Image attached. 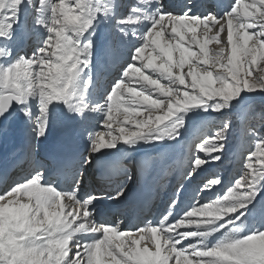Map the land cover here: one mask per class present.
I'll return each instance as SVG.
<instances>
[{
    "label": "snow or ice",
    "instance_id": "obj_1",
    "mask_svg": "<svg viewBox=\"0 0 264 264\" xmlns=\"http://www.w3.org/2000/svg\"><path fill=\"white\" fill-rule=\"evenodd\" d=\"M100 19L110 22L115 73L103 82L92 72ZM21 39L30 55L13 49ZM256 95H264V0H0V117L23 114L33 142L56 116L87 133V155L52 169L34 161L24 176L3 180L0 264H264V216L249 209L264 191V133L246 119L243 171L226 186L212 173L183 205L180 182L159 219L126 228L98 213V201L125 200L133 176L125 170L126 181L97 195L82 190L80 171L138 144H187L181 175L191 183L225 157L232 117ZM212 114L220 117L215 131ZM161 155L145 151L137 167L143 172ZM220 186L222 195L199 202Z\"/></svg>",
    "mask_w": 264,
    "mask_h": 264
},
{
    "label": "bare ground",
    "instance_id": "obj_2",
    "mask_svg": "<svg viewBox=\"0 0 264 264\" xmlns=\"http://www.w3.org/2000/svg\"><path fill=\"white\" fill-rule=\"evenodd\" d=\"M182 0H173V4L181 5ZM193 3L199 5L201 3H206V1L201 0L200 2L196 0ZM210 1V0H209ZM227 2V0H213L212 3L216 4H222ZM166 6H174L171 4H165ZM171 10V8H170ZM96 31L93 37H97L96 39H93V48L98 51V55H96L95 60H92V72L93 74H98L99 72H102L99 76V79L103 82L107 79H110L114 75V67H108L109 64H106V60L109 58V52L106 51V49L102 52L100 49L96 46H100L101 50L102 48H106V45L111 40L109 32L111 30L110 22L104 19H100L96 22ZM95 27V28H96ZM100 32H103V35H100ZM111 34V33H110ZM92 37V38H93ZM27 45V42H26ZM98 48V49H97ZM14 50H20V54L23 55L24 52L22 49L18 46V43H16L13 47ZM25 52L28 53L30 51V47H25ZM126 51V50H125ZM25 53V54H26ZM107 65V66H105ZM102 69L100 70V68ZM189 115H194L190 113ZM57 117V116H56ZM5 120L2 125H0V162L4 160V154L6 155L8 150L17 144L14 142L15 136H18L19 138H23L28 142L30 145L29 148L36 146L38 148H41L45 144H49L50 147H56L59 148L60 145L55 139V136L58 133V127H54L55 123L53 125H49L45 137H42L39 141L33 142L31 141V138L29 136V129L28 126L25 123L23 114H17L14 115V117H3ZM2 118V119H3ZM16 118V121H15ZM197 119L199 117H196ZM58 121V120H57ZM99 127L95 129V131H100L101 128L98 130ZM103 131H107L106 128L103 129ZM191 131V130H190ZM187 137V136H186ZM74 140L77 141V144L75 146V149H77L81 144L86 143L87 146V133H84L82 136L76 135L74 137ZM73 146V142H68L65 144V148L69 149ZM160 149H153L151 145H137L136 151H130V153L126 156L120 157L119 159L117 157H112L113 163H118L119 167L123 169L122 176H119L118 179L115 181L109 182H100L96 183L93 179L90 178L91 170H89L91 167L84 168V175H83V191H92L95 190L97 195H108L111 192V189L115 187L116 184L120 183L121 181H126V175L125 170H127V174L129 173L130 176H133V180L129 182V192L126 196L124 201L121 202H114L112 200H101L97 202V211L98 213H101L105 216H108L109 218H112L115 213H119L123 210V214L125 213L129 214L131 217L132 214L134 215H141L143 214L144 217L148 216L147 211L152 207V204L154 202V199L152 198L150 201V204L148 207L142 208V204L145 201L147 197H150L152 194L155 195V198L158 194L161 193V190L165 187V182L167 179V176L169 175V171L173 169L174 166V175L172 178L168 181V188L165 192L162 194V200L159 201L160 204L158 208L161 206L162 202L163 205H165L170 196L173 194L174 189L171 188V195L166 196L167 191L170 190L171 182L173 179L175 181L179 182V180L182 178V172L184 163L182 162V147L186 149V144L184 146L180 145H173V147L169 148L168 144L162 143ZM20 148H17L11 155H14L17 151H19ZM148 151L151 154L155 155L156 153H162L160 158H158V161L155 164V159L150 161L148 164H151V167H148V164L144 168L143 172L140 171V169L137 167V164L139 161H141L144 157V152ZM28 152V151H27ZM132 153H135L139 157L140 160L138 162L133 161V170H129L126 166L128 165L129 157ZM132 157V156H131ZM135 157V158H136ZM181 158V160L178 163V160ZM30 157L24 161H19V163L13 162H4L2 163V167H6L4 169V172L2 175H0V187L3 186L2 182L4 179H18L22 176H24L31 168L33 162H31ZM187 162V161H186ZM130 167V166H129ZM24 171V173H23ZM82 171V170H81ZM176 175L175 178H173ZM90 183V184H88ZM88 184V185H86ZM194 189V186L192 188H186L178 197V203L180 205H183L185 201L188 200L189 197L192 196V191ZM158 200V199H157ZM162 209V208H161ZM165 210V209H164ZM164 210H160L156 215L151 214V217L148 219H159L160 216L163 214ZM123 216V215H122ZM130 217H125L123 220L125 221V227H131L132 222H128V219ZM120 217L119 219H121ZM129 223V224H127Z\"/></svg>",
    "mask_w": 264,
    "mask_h": 264
},
{
    "label": "rangeland",
    "instance_id": "obj_3",
    "mask_svg": "<svg viewBox=\"0 0 264 264\" xmlns=\"http://www.w3.org/2000/svg\"><path fill=\"white\" fill-rule=\"evenodd\" d=\"M198 2H200L201 0H196ZM207 2H212L213 0H204ZM194 1L192 0H182L181 1V5L184 3H193ZM175 6H178L177 4ZM96 27V25H95ZM97 27L94 28V31H96ZM111 30L109 32V35L111 37ZM103 32H100V35H103ZM225 34H222V39L224 38ZM97 37H93V39H96ZM111 39V38H110ZM18 42V41H17ZM16 42V43H17ZM15 43V44H16ZM14 44V45H15ZM14 45L12 47H14ZM100 49V51H104L107 48H102L100 46H96ZM210 48H216L217 45L215 44V42L211 43L209 45ZM97 48V49H98ZM98 51L93 48V56H92V60L97 59L96 55H98ZM149 50L146 49L145 51V55L147 54ZM31 53V48L30 51L27 53L30 55ZM24 55V54H23ZM264 112V95H256L255 97L252 98V104L249 110L243 112V113H238L236 115H233L232 119H233V129L232 132L229 136V141H228V146H227V152L225 157L217 164H212L209 165L208 168L204 169V171L200 172V174L198 176H196L195 180L191 181V183H189L187 181V178L184 177L183 180L182 178L179 180V182L172 181L171 182V188L174 189L173 194L175 193V188L178 186V184L180 182H182L183 184H185V188L182 189V191H184L186 188H192L194 186V188L197 187V185L200 184L201 180L204 178H210L212 173H217L221 176L222 180L225 182V186L227 185V182L235 175H237L238 173L243 171L242 168V164H241V153H243L244 155L247 154L246 149L249 146L250 143V138L246 135V133L242 130V128L239 126V122L241 118H244L247 120L248 124L253 125L257 131L264 133V120L260 119L259 114ZM145 115H147L145 113ZM14 117V116H13ZM124 117V113L122 111L120 112H114V118L116 120H123ZM0 117V125L3 124L4 122V118ZM142 118V117H137ZM220 119V117H218L216 114H212L211 117H209V124H208V128L211 131H215V122L218 121ZM16 121V118H15ZM55 123L56 126V117H54V119L52 120V122L50 123L51 125H53ZM54 126V127H55ZM115 127V125H114ZM101 128L100 131H103V127H99L98 130ZM191 138V131L190 134L186 137V140L190 141ZM182 162L184 163V165H186V161H187V156H188V148H187V144H186V149L182 147ZM85 155H87V151L84 153ZM132 156V157H131ZM137 155L135 153H132L129 157V162L128 165L126 166L129 170H133V161L138 162L140 160L139 157H136ZM136 157V158H135ZM158 161V159H155V164ZM130 166V167H129ZM151 164H148V167H151ZM84 167L80 168V171L83 170ZM173 169H171L168 173L169 175L167 176L166 179V184L165 187L161 190V193L158 194V196L156 197V199H154V206L152 208V211L150 209V213L156 215L159 210H164L166 208V204L163 205V202L161 204V206L158 208L160 202L162 200V194L163 192L166 191V189L168 188V181L172 178V176L174 175V166L172 167ZM184 170V167H183ZM82 172V171H81ZM129 175V174H128ZM174 178V177H173ZM127 179V176H126ZM173 184V186H172ZM223 187L224 186H220L217 187L215 192H211V193H201V196L204 197V199H201L199 202L200 203H204L207 202L208 199H215L216 198V193L219 192L221 195L223 194ZM172 194V195H173ZM169 195H171V192L169 193ZM171 195V196H172ZM170 196V197H171ZM179 197V196H178ZM158 199V200H157ZM159 203V204H158ZM162 208V209H161ZM249 209L252 210V214L256 219H259L261 216H264V191H262L260 193V195H258V197L256 198V200L253 202L252 205H249ZM149 213V217H151ZM164 213V212H163ZM122 215V211H120L119 213L114 214V216L119 219V217ZM123 217V216H122ZM142 220H145V218H143ZM133 225H136V223H133ZM132 225V226H133Z\"/></svg>",
    "mask_w": 264,
    "mask_h": 264
}]
</instances>
